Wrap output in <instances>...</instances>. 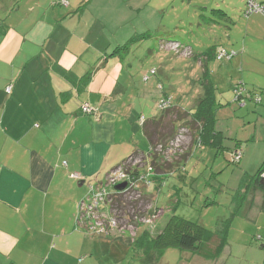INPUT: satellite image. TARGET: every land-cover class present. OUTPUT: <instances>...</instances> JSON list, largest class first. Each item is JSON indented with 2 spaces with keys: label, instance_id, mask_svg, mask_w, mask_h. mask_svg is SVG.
Segmentation results:
<instances>
[{
  "label": "crops",
  "instance_id": "1",
  "mask_svg": "<svg viewBox=\"0 0 264 264\" xmlns=\"http://www.w3.org/2000/svg\"><path fill=\"white\" fill-rule=\"evenodd\" d=\"M223 1L212 11L247 38L242 47H211L233 51L229 60L243 48L235 59L243 66L249 36H264V17H245V0L236 11ZM152 2L0 0V264H91L98 247L114 245L87 230L79 204L134 151L148 152L139 118H150L138 108L154 93L134 87L127 94V51L115 49L154 33ZM233 11L243 14L245 29ZM228 29L230 37L235 29ZM83 104L94 113H83Z\"/></svg>",
  "mask_w": 264,
  "mask_h": 264
},
{
  "label": "rangeland",
  "instance_id": "2",
  "mask_svg": "<svg viewBox=\"0 0 264 264\" xmlns=\"http://www.w3.org/2000/svg\"><path fill=\"white\" fill-rule=\"evenodd\" d=\"M223 2V0H157L156 7L152 5L153 2L151 3V8L156 10L157 14L149 10L151 12L149 18L152 19L155 13V19L151 21L156 22L152 27L154 30L150 31H154L153 34L157 36L134 43L129 52L122 54L121 57L124 66L129 71L132 70L130 76L125 78L126 84L131 86V90L127 89V94L135 93L134 87L145 88L154 93L138 108L146 118L158 113L157 101L164 94L171 98L173 105L193 110L196 99L202 94L197 81L201 67L194 58L197 53L205 52L215 44L227 50L238 45L244 46L243 40L247 38L245 30L240 31V28L234 26L236 23L229 22L231 25H227L219 13L212 11L213 8H219V4H222L223 8L226 7ZM232 2L235 10L242 0ZM235 11L234 16L245 29L247 20L243 14ZM255 14L264 17L260 13ZM219 19L222 20L219 22L220 25L227 27L216 25ZM228 28L230 31L235 29L230 37L227 35ZM262 28L264 29V24ZM166 31L172 32L173 35L164 36ZM159 34L162 39H158ZM263 37V31H258L255 36H249L253 44L251 48H247L249 56L244 58L243 66L235 60L243 53V48L232 57V60L218 61L210 58L208 61L210 79L216 87L214 129L221 133V150L209 145L192 147V137L187 136L180 139L177 147H169L166 151H161V148L151 150L144 155L143 162L136 159L131 163V167L146 172L147 180H153L155 184L150 182L148 186L143 185V194L131 193L130 201H134L132 203L134 208L126 205V209L130 210L124 212L126 215L122 219L119 218L118 223L123 226L122 233L133 235L138 223L144 221L145 215L150 218L155 215L153 223L145 224L153 233L163 227L173 212L199 222L213 231L218 230L229 220L228 248L225 252L214 261H208L191 251L173 247L165 249L160 254L137 255L121 240H111L103 236L97 240L108 243L115 241L114 245L108 249L98 247L89 255L91 261L88 263L264 264V191L254 190L249 182V176L256 172L264 160ZM165 41H176L181 46L176 51L164 46ZM187 47L192 52L190 55L183 53ZM151 69L155 70V75L150 74ZM144 75L149 76L146 82L143 81ZM131 76L134 80H131ZM159 84L162 89H159ZM236 86L244 87L243 103L235 98L233 89ZM157 91L160 96L156 94ZM250 95L253 99L249 98ZM258 97L260 102L255 103ZM178 124L180 123H175L174 126ZM138 139L143 142L141 137ZM144 149H148L146 144ZM180 149L184 151H181L184 158L179 155ZM235 149L242 153L238 162L230 160ZM154 154L156 158L153 160ZM242 180L249 185L247 189L240 188ZM156 207L159 210H156Z\"/></svg>",
  "mask_w": 264,
  "mask_h": 264
},
{
  "label": "trees",
  "instance_id": "3",
  "mask_svg": "<svg viewBox=\"0 0 264 264\" xmlns=\"http://www.w3.org/2000/svg\"><path fill=\"white\" fill-rule=\"evenodd\" d=\"M152 36H157V34L144 33L135 35L126 44L116 48L115 51L117 52L124 50L128 52L131 45L140 41L141 39ZM158 39H162V37L160 36ZM163 44L164 46L171 48L176 46L174 48L176 51H178L179 47L181 46V44L176 41H165ZM218 49L209 47L205 52H199L194 57L201 67V73L199 74L197 81L201 86L202 94L196 99L192 111L186 110L178 105H173L171 98L164 94L162 98L157 101L158 113L160 111L161 112L159 114L157 113V115L146 121L143 119V122H140L139 119V122L142 126L143 135L145 136L149 145L148 152L146 151V154H144L143 151H141L142 153H139L137 150L134 151L128 158L124 159L119 165L113 167L107 174L109 175L112 171L121 168L126 174L129 175L130 180L135 182L134 185L130 187V189L128 188L129 190L126 193L116 191L117 189H115V187L113 188V186L110 188V190H112L111 210L116 212L117 219H122L123 216L126 215L124 212L130 210L129 208L126 209V205L133 207L132 203L134 201H130L131 193H144V184L141 183L143 180L139 177L144 171H140L139 168L133 169L131 167V163L134 161V159H140L143 162L144 155L146 156L151 150H160V147L161 151L168 150L169 143L180 135H183L184 138L187 136L192 137V147L196 145L199 147L209 145L221 150L222 136L221 133L216 132L214 129L216 87L210 79L207 68L208 61L210 58H215ZM183 53L185 55H190L192 52L189 50V48H185ZM223 59L218 61H222ZM151 71L150 74L155 75V70L151 69ZM148 77V75H144L143 80H147ZM158 86L160 87H158L159 89H162L161 84ZM237 88H240V86L234 87L233 90L235 95ZM242 89L244 90L243 86ZM243 90L241 95L237 97L235 96L236 100L238 101L242 98L241 103L244 102ZM249 98L253 99L251 95ZM256 99L255 103L260 102V98L259 100ZM160 101L165 102L164 107H161ZM175 123L180 124L175 127ZM181 151L183 150L180 149L179 155H181L180 157L184 158V151L182 153ZM238 154L239 158L237 160L234 159V157ZM241 155V151L239 149H235L232 152L230 160L232 162H238L241 159ZM155 158L156 154H154L153 160ZM249 177L250 185L254 190L264 191V160L256 172ZM244 180L241 181L240 188L247 189L249 185H246ZM150 182L155 184V181L153 180ZM136 209L138 210V208ZM155 209L159 210L157 207ZM133 214L134 213H132V215ZM132 215L127 216L129 218L130 216L134 218ZM228 223H224L223 226H221L218 230L213 231L206 228L199 222L184 218L173 212L163 227L156 233H153L149 228H146L145 224L140 222L138 223V229L134 235H128L121 232V234L118 235V238L125 241V243L130 246L137 255L160 254L165 249L173 247L180 250L191 251L193 254H197L208 261H214L222 254L224 248L227 245V229L229 227Z\"/></svg>",
  "mask_w": 264,
  "mask_h": 264
},
{
  "label": "built area",
  "instance_id": "4",
  "mask_svg": "<svg viewBox=\"0 0 264 264\" xmlns=\"http://www.w3.org/2000/svg\"><path fill=\"white\" fill-rule=\"evenodd\" d=\"M252 13H260L264 15V3L255 1V0H245V9H244V16L248 17ZM176 46H173L175 48ZM234 54L233 51H226L223 48L218 49L215 58L217 60L221 59H229ZM153 72V71H151ZM11 90V86H8L6 88V91L9 93ZM242 88H237L236 90V97L242 94ZM256 100H259L256 99ZM242 102L241 100H239ZM161 102V107L165 106L164 101ZM81 111L83 113H94V108L91 107L88 104H83L81 107ZM140 122H143V117H140ZM183 136H177L173 141L169 143V147H177L179 142L181 141ZM184 139V138H183ZM168 147V149H169ZM161 148V147H160ZM239 154L234 157V159H238ZM136 161V159H134ZM133 161V163H134ZM146 176L148 177L146 172H143L142 175H140V179L143 181L142 184H146V186L149 185L150 180H147ZM150 176V175H149ZM126 182V186L122 190H116L120 191L121 193H126L131 186L134 185L135 182L131 181L129 178V175L126 174L121 168H118L114 171H112L109 175H107L104 182H101L97 185H90L88 194L83 201L79 204V217L83 221V224L89 231L94 232L97 235L101 236H111L114 233L115 234H121V230L123 231V226H121L119 223V219H117L116 212H113L111 210V196H112V190L110 188L113 186V188L118 185L119 183ZM138 182V181H137ZM140 183V182H139ZM129 188V189H128ZM115 190V189H114ZM157 216V215H156ZM155 215L153 214V217L144 216L142 223H153L155 220ZM138 228V227H137ZM137 231V230H136ZM135 231V232H136ZM133 233V235L135 234Z\"/></svg>",
  "mask_w": 264,
  "mask_h": 264
},
{
  "label": "water",
  "instance_id": "5",
  "mask_svg": "<svg viewBox=\"0 0 264 264\" xmlns=\"http://www.w3.org/2000/svg\"><path fill=\"white\" fill-rule=\"evenodd\" d=\"M126 186V182L119 183L118 185L115 186V189L119 190L122 189Z\"/></svg>",
  "mask_w": 264,
  "mask_h": 264
}]
</instances>
